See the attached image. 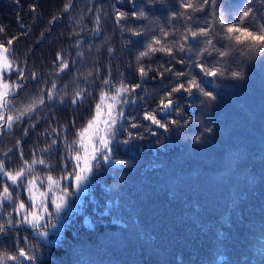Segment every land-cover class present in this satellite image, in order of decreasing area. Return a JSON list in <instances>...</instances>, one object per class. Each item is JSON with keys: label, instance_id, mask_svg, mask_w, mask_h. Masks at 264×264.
<instances>
[{"label": "trees", "instance_id": "1", "mask_svg": "<svg viewBox=\"0 0 264 264\" xmlns=\"http://www.w3.org/2000/svg\"><path fill=\"white\" fill-rule=\"evenodd\" d=\"M67 2L20 0L17 4L15 0H0L5 38L27 32L16 42V50L21 60L27 58L28 72L48 73L59 51L69 60L76 59L77 51L83 52L88 63L78 62L65 82L74 78L76 68H90L93 58L98 57L95 51L89 53V45L103 44L99 53L102 71L110 64L114 79L123 73L129 83H141L137 93L143 99L127 105L126 110L129 117H137V123L145 124L140 119L143 109L157 107L170 86L171 75L160 79L150 72L141 82L135 66L127 67L142 47L140 38H133L137 42L125 49L110 19L101 26L115 49L112 57L104 50L107 42L90 32L74 36L80 30L78 21L91 28V13L86 10L93 4L73 0V8L65 13L62 9ZM113 2L102 0L108 12ZM30 5L36 6L35 12ZM173 5L174 0L166 6L157 4L149 9L147 21L136 23L149 29L164 23L169 11L175 10ZM116 7L125 10L131 5ZM54 16L57 19L50 24ZM82 16L85 19L81 21ZM77 40L82 41L79 49L74 47ZM167 60L158 54L153 67ZM169 66L188 70L178 63ZM79 83L90 87L82 80ZM207 90L216 95L214 104H202L199 94L179 96L176 104L181 114L173 111L163 117L180 121V126L169 132L152 128L157 132L152 136L145 127L131 129L143 139L132 141L127 151L123 145L115 146L116 156L126 161L127 167L102 166L78 210L61 226V243L41 242L42 264H264V65L249 64L243 81L220 80ZM94 102L89 96L82 107L73 108L69 103L57 107L59 122L75 118L80 126ZM43 127L41 120V131ZM205 127L213 132H204ZM202 133L203 142L195 143V136ZM124 136L126 133H121V138ZM17 139L23 141L26 158L34 145L45 146L43 136L30 133L23 137L19 129L0 135V152L12 148L14 163L18 162ZM26 234L21 230L20 238ZM3 239L8 246L11 237Z\"/></svg>", "mask_w": 264, "mask_h": 264}, {"label": "snow or ice", "instance_id": "2", "mask_svg": "<svg viewBox=\"0 0 264 264\" xmlns=\"http://www.w3.org/2000/svg\"><path fill=\"white\" fill-rule=\"evenodd\" d=\"M89 3L93 7L86 11L91 13L92 26L88 28L78 21L80 30L73 35L80 37L90 32L106 41L104 50L112 57L115 49L101 26L102 21L110 19L121 34L125 49L137 42L133 38H140L142 43L127 67L135 66L141 82L149 78L150 72L160 79L170 74V86L155 109H143L140 119L145 124H139L137 117H129L126 106L143 99L137 93L141 83H129L123 73L114 79L110 64L103 66L102 71L99 53L103 44L89 45V53L95 51L98 57L93 58L90 68H76L74 78L65 82L75 65L87 64L89 57L77 51L76 59L69 60L59 51L48 73L28 72L27 58L21 60L16 50V42L27 32L5 38L6 29L0 25V135L19 129L23 137L32 133L45 138V146L34 145L28 158L22 149V139H17V163L11 157L12 148L0 152V264H42L41 242L61 243L62 215L71 213L72 204L89 192L102 166L127 167L126 161L116 156L115 146L123 145L127 151L132 141L143 139L131 129L145 127L152 136L157 135L152 128L167 133L180 126L179 120L163 117L173 111L181 114L176 104L181 94L187 97L199 94L203 97L202 104H214L217 97L207 90L210 85L228 79L243 81L249 64L264 65V0H174L175 10L169 11L167 21L151 29L136 22L147 21L149 9L157 4L166 6L169 0H114L111 12L102 0ZM123 3L131 8L116 7ZM29 7L36 11L35 5ZM72 8L73 0H68L62 12ZM56 19L54 16L49 23H55ZM83 19L84 16L80 18ZM19 27L25 26L20 23ZM81 44L77 40L74 47L79 49ZM158 54L168 60L153 67ZM173 63L188 70H174L169 66ZM81 80L90 87H82ZM89 96L95 102L80 126L75 118L59 122L57 107L66 103L73 108L82 107ZM41 120H44L42 131ZM204 132L211 134L213 129L205 127ZM121 133L126 136L121 138ZM202 136L203 133L195 136L194 142L202 143ZM21 230L27 233L22 239ZM4 237H11L8 246H4Z\"/></svg>", "mask_w": 264, "mask_h": 264}, {"label": "rangeland", "instance_id": "3", "mask_svg": "<svg viewBox=\"0 0 264 264\" xmlns=\"http://www.w3.org/2000/svg\"><path fill=\"white\" fill-rule=\"evenodd\" d=\"M82 196H83V195H82ZM82 196H81L80 200H78V201H76L74 204H72V212H75V211L78 210V206H79L80 203H81ZM72 212L69 213L67 216L62 215L61 220H60V225H61V226L66 222L67 217H68L69 215H71Z\"/></svg>", "mask_w": 264, "mask_h": 264}]
</instances>
